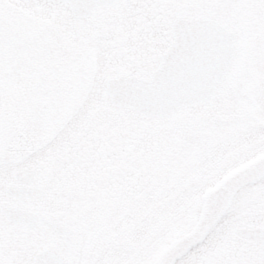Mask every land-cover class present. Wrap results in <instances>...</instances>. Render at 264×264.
Masks as SVG:
<instances>
[{
    "label": "flooded vegetation",
    "instance_id": "obj_1",
    "mask_svg": "<svg viewBox=\"0 0 264 264\" xmlns=\"http://www.w3.org/2000/svg\"><path fill=\"white\" fill-rule=\"evenodd\" d=\"M139 3L151 32H104L103 7L81 18L99 40L102 65L103 56L107 67L125 57L128 69L118 75L145 77L172 38V21L201 18L234 36L225 75L208 100L159 116L108 97L87 102L83 92L29 146L21 138L26 119L0 81V264H263L259 241L238 232L264 229L255 216H264V176L241 185L199 239L172 246L191 234L207 192L264 155V0ZM103 36L119 60L103 53ZM126 43L140 58L129 57ZM259 195L237 212L238 201L239 208Z\"/></svg>",
    "mask_w": 264,
    "mask_h": 264
},
{
    "label": "rangeland",
    "instance_id": "obj_2",
    "mask_svg": "<svg viewBox=\"0 0 264 264\" xmlns=\"http://www.w3.org/2000/svg\"><path fill=\"white\" fill-rule=\"evenodd\" d=\"M114 9L103 8L104 32L116 33L117 29L130 36L133 29H143L144 26L151 32V26L146 22L148 16L139 0H116ZM238 10L235 3L232 17L239 16ZM67 11L66 6L60 3L53 5L48 0H38L36 3L32 0H0V18L8 23L0 24V81L10 86L11 97L17 103L16 112L26 119L25 134L21 138H24L22 143L28 146L38 143L46 134L48 125L66 112L75 96L86 92L89 98L87 102L100 103L103 99V104H108L104 91L106 79L118 76L120 68L128 69L125 57H117L111 52L113 48L107 45L106 38L110 36H103V53L111 52L115 60L121 59L123 62L115 64L111 60L107 67L103 56L102 65L98 38L88 32L85 21L73 18ZM232 11L229 4L227 12ZM64 12L66 23H63L61 16ZM143 15L147 19L136 20V17ZM95 30L93 26L90 27L91 32ZM135 31L142 32L138 28ZM169 42V39L166 40L155 54L157 60L149 64L148 71L156 67L160 54ZM128 45L125 44L129 57L133 54L137 58L136 52H132ZM131 69L134 67L131 66ZM147 75L148 72L146 78ZM82 80L83 84H80ZM250 188L257 190L258 186L252 185ZM262 198L259 195L252 200L242 201L239 208L238 201L235 204L237 212L251 207ZM235 212L229 210L226 217ZM248 214L257 213L253 210ZM242 216L236 218L242 220ZM218 230V227L212 229L214 232Z\"/></svg>",
    "mask_w": 264,
    "mask_h": 264
},
{
    "label": "water",
    "instance_id": "obj_3",
    "mask_svg": "<svg viewBox=\"0 0 264 264\" xmlns=\"http://www.w3.org/2000/svg\"><path fill=\"white\" fill-rule=\"evenodd\" d=\"M51 1L67 3L75 16L85 17L94 7L110 6L115 0ZM172 31L174 39L162 55L158 68L150 74V80L132 76L107 80L105 89L114 105L131 107L147 115H165L210 98L228 69L234 36L217 22L207 19L175 24ZM263 175L264 155L221 181L205 195L192 233L172 248L196 241L224 212L239 186ZM261 239L264 243V235Z\"/></svg>",
    "mask_w": 264,
    "mask_h": 264
},
{
    "label": "bare ground",
    "instance_id": "obj_4",
    "mask_svg": "<svg viewBox=\"0 0 264 264\" xmlns=\"http://www.w3.org/2000/svg\"><path fill=\"white\" fill-rule=\"evenodd\" d=\"M230 200H231V198H230ZM229 204H230V201H229ZM229 204H228V206H229ZM228 206H227V207H228Z\"/></svg>",
    "mask_w": 264,
    "mask_h": 264
}]
</instances>
